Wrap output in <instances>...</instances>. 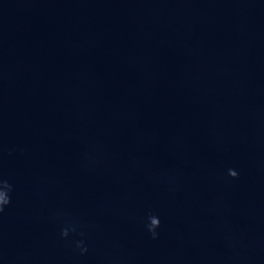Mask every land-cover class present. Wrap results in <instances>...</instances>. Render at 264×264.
I'll use <instances>...</instances> for the list:
<instances>
[{
  "label": "water",
  "instance_id": "1",
  "mask_svg": "<svg viewBox=\"0 0 264 264\" xmlns=\"http://www.w3.org/2000/svg\"><path fill=\"white\" fill-rule=\"evenodd\" d=\"M0 178V264H264V0H0Z\"/></svg>",
  "mask_w": 264,
  "mask_h": 264
},
{
  "label": "clouds",
  "instance_id": "2",
  "mask_svg": "<svg viewBox=\"0 0 264 264\" xmlns=\"http://www.w3.org/2000/svg\"><path fill=\"white\" fill-rule=\"evenodd\" d=\"M229 175L233 178H237L238 173L235 170L229 169ZM12 191V185L2 178H0V213H3L4 208L11 203L10 193ZM160 226V220L155 215L148 216V223L146 225L148 232L151 234L153 239H156L158 233L156 231ZM75 231V229H73ZM69 234L68 229L62 230L61 235L67 237ZM76 247L80 249L81 254L87 252V248L83 246V242H77Z\"/></svg>",
  "mask_w": 264,
  "mask_h": 264
}]
</instances>
